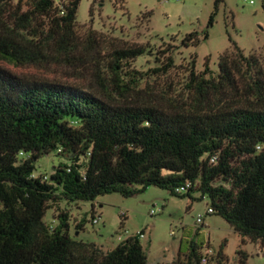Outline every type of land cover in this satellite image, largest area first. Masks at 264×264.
<instances>
[{
	"label": "trees",
	"instance_id": "16d2710c",
	"mask_svg": "<svg viewBox=\"0 0 264 264\" xmlns=\"http://www.w3.org/2000/svg\"><path fill=\"white\" fill-rule=\"evenodd\" d=\"M10 1L0 0V60L89 70L91 84L24 80L0 68V264H147L136 235L102 251L69 235L65 211L54 226L43 220L49 204L91 203L111 193L127 198L147 187L176 197L198 192L242 245L248 240L264 250V78L256 57L231 43L215 72L208 58L197 72L191 58L184 99L164 108L136 96L142 75L130 63L148 54V45L101 55L93 31L76 32L79 0H26L22 12ZM198 42L191 32L179 48ZM160 54L153 75L173 67L169 50ZM242 69L252 80L244 77L240 92L235 77ZM50 152L67 164L44 181L33 176L34 164ZM186 184L185 193L175 192ZM81 228L79 221L75 232ZM206 249L189 243L181 264H201Z\"/></svg>",
	"mask_w": 264,
	"mask_h": 264
},
{
	"label": "rangeland",
	"instance_id": "374dc122",
	"mask_svg": "<svg viewBox=\"0 0 264 264\" xmlns=\"http://www.w3.org/2000/svg\"><path fill=\"white\" fill-rule=\"evenodd\" d=\"M25 1L7 3L10 9L18 6L22 12L27 8ZM214 2L79 0L75 13L76 32L84 37L93 31L101 55L113 48L148 45V54L130 63V68L142 75L140 92L136 96L139 100L149 96L167 108L170 101L180 103L185 97L184 83L191 58H194L197 72L202 71L205 58H208V68L215 72L218 55L229 50L231 43L244 56L256 57L261 78H264V1L220 0L215 9ZM211 13H214L212 23L208 26ZM191 32L198 33V44L179 48L182 38ZM203 32L207 34L206 39H202ZM166 50L173 59V67L164 74H151L152 69L160 67V53ZM0 68L24 80L81 89H87L91 80L89 70H73L55 64L15 67L0 60ZM241 72L235 77L240 92L242 79L252 80L247 71L242 69ZM59 163L67 164V161L50 152L36 160L33 176H49ZM76 204L64 201L49 204L44 222L54 226L56 221L53 219L65 211L69 216V235L78 241L93 243L102 251H109L125 238L142 231L139 242L146 248L147 264H181L185 261L183 253L189 243L208 245L212 255L206 264H264V250L248 240H243L242 245L240 237L224 220L214 213H206L209 201L206 197L199 199V193L195 191L189 198L171 196L156 187H147L127 198L111 193L92 201L94 213L90 210L91 203ZM197 216H200V223H195ZM92 217L98 218L96 224L91 223ZM79 221L82 228L75 232ZM219 248L221 252L217 256ZM237 251L244 253L246 258Z\"/></svg>",
	"mask_w": 264,
	"mask_h": 264
},
{
	"label": "built area",
	"instance_id": "2783aa9c",
	"mask_svg": "<svg viewBox=\"0 0 264 264\" xmlns=\"http://www.w3.org/2000/svg\"><path fill=\"white\" fill-rule=\"evenodd\" d=\"M249 4H251L252 2L249 1L248 2ZM42 179L45 181L47 179V176H43ZM189 188V184H186L184 187H181V188H178L175 190L176 193L178 194H181V193H185L186 189ZM206 213L210 214L212 213L211 209H207L206 210ZM153 212L150 211V215H152ZM120 216H123V214H120ZM98 221V218L97 217H92L91 218V223L92 224H96ZM201 222V219H200V216H197V218L195 219V223H200ZM52 226V225H50ZM172 232H170L171 234ZM136 236H138L139 238L143 237V234H141L140 232H138L137 234H135ZM212 255V251L210 249H206L204 252H203V255L201 257V260H200V263L201 264H206L207 262V257ZM262 260L264 261V253H263V257H262Z\"/></svg>",
	"mask_w": 264,
	"mask_h": 264
},
{
	"label": "crops",
	"instance_id": "0c3cea01",
	"mask_svg": "<svg viewBox=\"0 0 264 264\" xmlns=\"http://www.w3.org/2000/svg\"><path fill=\"white\" fill-rule=\"evenodd\" d=\"M74 205L77 206V204H74ZM90 210L93 211V213H94V206H93L92 202H91V204H90Z\"/></svg>",
	"mask_w": 264,
	"mask_h": 264
}]
</instances>
